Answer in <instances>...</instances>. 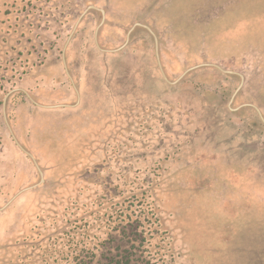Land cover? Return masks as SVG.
I'll list each match as a JSON object with an SVG mask.
<instances>
[{"label": "rangeland", "instance_id": "rangeland-1", "mask_svg": "<svg viewBox=\"0 0 264 264\" xmlns=\"http://www.w3.org/2000/svg\"><path fill=\"white\" fill-rule=\"evenodd\" d=\"M123 4L150 12H111L100 48L98 21L77 26L74 12L51 23L43 16L35 28L43 62L0 105V149L31 165L33 180L0 202V213L65 176H111L120 187L123 174L159 177L182 255L264 264V0ZM135 21L153 31L138 29L127 44Z\"/></svg>", "mask_w": 264, "mask_h": 264}, {"label": "trees", "instance_id": "trees-1", "mask_svg": "<svg viewBox=\"0 0 264 264\" xmlns=\"http://www.w3.org/2000/svg\"><path fill=\"white\" fill-rule=\"evenodd\" d=\"M57 1L0 0V105L43 62L34 30ZM9 151L0 149V202L33 180L31 165ZM128 175L122 187L111 176H65L21 195L0 213V264H195L174 247L156 192L161 178Z\"/></svg>", "mask_w": 264, "mask_h": 264}, {"label": "flooded vegetation", "instance_id": "flooded-vegetation-1", "mask_svg": "<svg viewBox=\"0 0 264 264\" xmlns=\"http://www.w3.org/2000/svg\"><path fill=\"white\" fill-rule=\"evenodd\" d=\"M123 1L124 0H116L115 1L116 6H118V3H119L118 8H115L112 5L111 0H86L84 2H82V0H73L70 3L62 2V3H59L56 8L52 7L51 9H49L47 11V12H49L48 15H45L43 17L42 21L51 23L53 20H55L56 16H58L59 19H61V17L59 15L63 14L64 12H70V15L72 14L71 12H74L72 15L74 16L75 19H77V22H76L77 26L80 24V22H83L84 20H86L88 24L95 23L96 21H98L97 29L95 30L94 42H95L96 46L98 48H100L102 45L101 40L104 38L101 35L102 28L105 24V20H106L107 16H109L111 12H134V14H135V12H150L149 9L140 8V7H135L132 10H127L126 8L123 7L124 6ZM101 2H103V3H101ZM76 12H77V14H76ZM78 12H79V14H78ZM59 21H60L59 23L63 24L66 21V17H64L63 20H59ZM136 21L133 23L131 28L128 30L127 44L129 43V38H131L133 36V34H135L137 32L138 29H143L144 27H147L145 25H143L144 26L143 28H141L140 26L138 27L137 22L139 20L137 22ZM116 28L119 30L122 29V31L124 30L123 24H120V23H119V26L116 25ZM147 28H148L149 32H151L150 31V30H152L151 26H149ZM43 32H44V30L42 31V33ZM43 35H45V34H43ZM99 38L100 39L102 38V39L99 40ZM45 43H44V45H45ZM44 53L45 54L47 53V49L45 47H44ZM62 63L65 66L66 72H70L69 70H67L68 69L67 68L68 61H67L66 57L63 58Z\"/></svg>", "mask_w": 264, "mask_h": 264}, {"label": "water", "instance_id": "water-1", "mask_svg": "<svg viewBox=\"0 0 264 264\" xmlns=\"http://www.w3.org/2000/svg\"><path fill=\"white\" fill-rule=\"evenodd\" d=\"M230 73H232V72H230ZM240 77L242 78V76H241V75H240ZM5 99H6V97H4V102H5ZM41 181H43V182H44V180H42V179H41Z\"/></svg>", "mask_w": 264, "mask_h": 264}]
</instances>
